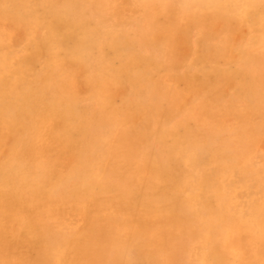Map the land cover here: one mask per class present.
<instances>
[{
	"label": "bare ground",
	"instance_id": "obj_1",
	"mask_svg": "<svg viewBox=\"0 0 264 264\" xmlns=\"http://www.w3.org/2000/svg\"><path fill=\"white\" fill-rule=\"evenodd\" d=\"M210 22L244 106L178 53ZM262 44L258 0H0V264H264Z\"/></svg>",
	"mask_w": 264,
	"mask_h": 264
},
{
	"label": "rangeland",
	"instance_id": "obj_2",
	"mask_svg": "<svg viewBox=\"0 0 264 264\" xmlns=\"http://www.w3.org/2000/svg\"><path fill=\"white\" fill-rule=\"evenodd\" d=\"M261 3V6L264 8V0H258ZM112 24H107L104 26V29L109 30V26ZM216 22H210L206 26H196L194 28L190 27L189 29H186L188 37L186 38L187 42L183 41L182 39L178 42V53L180 57H186L187 60L192 59V57H199L201 58L200 53L201 49L207 48V50L213 51L211 54H213V62H217L218 65L224 69L221 72H213L212 75L205 77L204 86L206 88V96H209L208 100H212L213 97H215L217 94L220 96L218 102L221 104L219 106H226V109L228 110L231 104L236 105H245V101L241 100L238 96V89L241 87L240 85V77L230 75V78L225 70L227 68H230L231 66L235 67L237 63V50L238 47L243 46V48L250 47V42L252 41L251 35L247 33L246 31L239 34L238 31H233L231 28L227 29H221L219 31H216ZM130 28L134 31V33L139 35V31L136 30L135 23L130 24ZM160 28V27H156ZM239 30V28H238ZM239 31H243V28ZM204 39H207L205 44H202L201 42ZM239 38L236 42L233 40ZM227 42L228 45L223 44L224 42ZM201 44V45H200ZM158 44L154 41H148L147 43H144L145 51L147 54H155L157 55L158 52L156 50V47ZM200 46H202L200 48ZM210 46V47H209ZM257 47L262 48L264 47V44L257 45ZM225 58V59H224ZM258 59V65L256 66L257 69L254 72L255 78H264V56L259 55ZM167 65H170L169 62L166 63ZM192 66L193 69H195L199 64L197 63H191L189 64ZM186 65V66H189ZM238 70V69H235ZM216 76V78H214ZM230 78L233 82L231 84V81L228 79ZM236 78L239 79V83L236 82ZM232 87V88H230ZM258 91L260 93H264V87H259ZM251 90H244V94L250 93ZM213 96V97H212ZM262 104L264 105V100H261ZM190 108H197L198 110L201 109V102L198 99H195V101H192L190 104H188L186 111ZM218 108V109H219ZM184 111V112H186ZM219 111L222 114L227 113L228 111H222L219 109Z\"/></svg>",
	"mask_w": 264,
	"mask_h": 264
}]
</instances>
